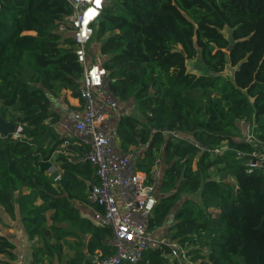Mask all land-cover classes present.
I'll use <instances>...</instances> for the list:
<instances>
[{
  "label": "trees",
  "instance_id": "16d2710c",
  "mask_svg": "<svg viewBox=\"0 0 264 264\" xmlns=\"http://www.w3.org/2000/svg\"><path fill=\"white\" fill-rule=\"evenodd\" d=\"M71 14L66 0H0V116L22 127L19 139L0 136V208L51 260L74 237L81 249L67 264H93L111 253L112 235L92 219L102 211L89 199L96 168L82 160L87 148L77 138L53 129L52 99H79L82 86L74 39L59 31ZM94 41L113 96L138 109L118 117L119 149L146 146L136 166L146 172L161 155L150 229L171 217L167 237L191 264H264V168L248 172L264 144V0H105ZM197 57L204 73L187 68ZM243 122L257 144L244 141ZM174 132L181 137L167 135ZM225 145L222 156L202 149ZM14 251L0 226V264H15ZM168 253L151 250L140 264H176ZM40 263L37 249L31 264Z\"/></svg>",
  "mask_w": 264,
  "mask_h": 264
},
{
  "label": "built area",
  "instance_id": "2783aa9c",
  "mask_svg": "<svg viewBox=\"0 0 264 264\" xmlns=\"http://www.w3.org/2000/svg\"><path fill=\"white\" fill-rule=\"evenodd\" d=\"M66 1L72 7V14L66 18L65 24L59 26V31H67L72 35L77 62L83 67V78L79 90L80 105L71 110L60 125L87 148L82 160L89 161L96 168L98 177V183L89 191V199L102 209L95 211L92 219L98 226L109 228L112 232L106 244L111 253L95 255L92 263L140 264L147 252L164 248L170 251L167 257L171 262L191 264L186 249L180 243L150 229L158 202L161 155H157L149 172L138 170L136 166L143 158L146 146L139 145L127 153L122 152L118 147L116 129L106 125L110 111H120L122 104L109 89L107 70L100 59L94 60L90 54L105 0ZM243 124L244 141L257 144L253 125ZM21 132L22 127L18 125L12 134L13 139H19ZM167 135L181 137L175 132ZM183 139L200 147L190 137ZM202 149L215 156H222L228 146ZM252 155L253 159L248 163L249 173L261 168L258 162L263 161L262 152H254ZM243 156L237 153L238 160ZM48 175L54 182L61 180V174L54 165L48 169Z\"/></svg>",
  "mask_w": 264,
  "mask_h": 264
},
{
  "label": "rangeland",
  "instance_id": "374dc122",
  "mask_svg": "<svg viewBox=\"0 0 264 264\" xmlns=\"http://www.w3.org/2000/svg\"><path fill=\"white\" fill-rule=\"evenodd\" d=\"M225 34H227V31H224ZM99 44L95 41H93V46L90 50V53H95L96 54V59H100L99 57V51L97 49V46ZM96 48V49H95ZM95 49V50H94ZM187 68L190 72L196 73V74H201L205 72L204 66L201 62V60L197 57L193 60L187 61ZM229 70L226 71V74L228 73ZM58 94L56 97L52 99L53 105L57 103L58 99H61L65 93ZM71 97L70 92L66 93V97ZM72 98V97H71ZM75 99V98H73ZM79 101V100H78ZM55 106V105H54ZM76 108V107H75ZM73 108V109H75ZM115 112L118 115L130 113L132 115H139L138 114V109L135 104H123L122 109L116 110ZM242 132V131H241ZM242 134V133H241ZM241 137V136H240ZM187 138V137H186ZM242 138V137H241ZM239 139V138H238ZM230 149L226 150L225 152L229 151ZM224 152V153H225ZM222 166H216L212 169L211 175L214 178H221V171ZM79 209L84 215H88L90 210L86 206H80L78 205ZM172 218L170 217L165 221V225L163 228H160L157 230L159 234L162 236H167L168 232V226L171 224ZM0 226H1V231L4 235H6L10 241H12L15 245V264H31L32 259H33V252L37 249H39V257H40V264H49L51 261L54 264H67V260L71 258L77 250L81 249V246H79V241L78 239L74 237H67L64 239L62 242L63 245V253L60 257V259L57 260L56 257H54L52 260L50 256L47 254V249L41 242L39 238H35L34 240H29L26 232L24 231V228L22 226V223L20 221V218L17 216L15 220H12L2 208H0ZM3 256H0L2 258Z\"/></svg>",
  "mask_w": 264,
  "mask_h": 264
},
{
  "label": "crops",
  "instance_id": "0c3cea01",
  "mask_svg": "<svg viewBox=\"0 0 264 264\" xmlns=\"http://www.w3.org/2000/svg\"><path fill=\"white\" fill-rule=\"evenodd\" d=\"M28 34L33 35L34 33H28ZM92 46H93V42H92L91 48H92ZM98 47H99V45L97 46V49H98ZM90 54H91L92 59L98 60V59H96L97 57H96L95 53H90ZM66 93H68V92H66ZM66 93L63 95V97L61 99L57 100V103L54 104L55 106L52 104L53 105L52 106L53 112L60 117L59 121L53 125V129L55 130V132H57V134L60 137L72 136L69 134L68 131L64 130L61 127L60 122H62V120L63 121L65 120V118L68 116V114L71 112V110H73V108H75V107L77 108L80 105V102L78 101V99H73L70 96L66 97ZM118 117H119V115L115 112V110H111L109 113V117L106 121V125L111 129L116 128V123H117ZM92 217H93V215H92Z\"/></svg>",
  "mask_w": 264,
  "mask_h": 264
},
{
  "label": "water",
  "instance_id": "95a60500",
  "mask_svg": "<svg viewBox=\"0 0 264 264\" xmlns=\"http://www.w3.org/2000/svg\"><path fill=\"white\" fill-rule=\"evenodd\" d=\"M227 52L230 51V47L226 49ZM18 125L10 120H6L0 116V136H8L14 134L17 130ZM261 152L263 154V161L258 162L261 168H264V144H261ZM92 187L89 188L91 190Z\"/></svg>",
  "mask_w": 264,
  "mask_h": 264
}]
</instances>
